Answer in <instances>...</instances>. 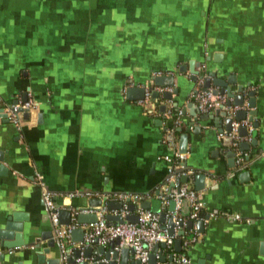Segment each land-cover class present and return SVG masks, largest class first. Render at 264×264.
<instances>
[{"label":"crops","instance_id":"0c3cea01","mask_svg":"<svg viewBox=\"0 0 264 264\" xmlns=\"http://www.w3.org/2000/svg\"><path fill=\"white\" fill-rule=\"evenodd\" d=\"M190 64L231 77L237 84L232 90L242 85L244 94L256 92L257 114L247 136L238 138L256 141L244 152L238 149L244 167H228L225 134L209 128L208 136L202 127L195 135L189 127L197 110L192 92L200 89L190 80ZM160 71L175 77L178 92L171 103L127 100L129 81L143 85ZM24 93H32L35 116L20 129L0 119V152L8 169L0 176V229L21 213L24 228L38 239L52 231L36 173L63 205L114 194L139 197L131 201L138 206L151 201L148 211H157L162 206L155 193L170 184L164 158L179 154L180 136L187 134L180 165L192 189L196 174L207 175L199 192L205 216L237 213L251 220L217 216L203 223L202 232L196 223L185 226L184 234H198L188 250L191 263L264 264V0H0V108ZM173 102L182 113L178 118L169 112ZM246 105L245 98L241 110ZM178 127L184 130L178 133ZM188 214L187 203L180 215ZM39 245L37 251L46 242ZM79 246L69 240V255ZM32 249L28 244L2 255L0 247V264H37ZM165 249L156 262L163 256L170 263L173 247ZM45 257L60 259L58 246Z\"/></svg>","mask_w":264,"mask_h":264},{"label":"water","instance_id":"95a60500","mask_svg":"<svg viewBox=\"0 0 264 264\" xmlns=\"http://www.w3.org/2000/svg\"><path fill=\"white\" fill-rule=\"evenodd\" d=\"M192 64L189 65V74L190 80L197 85L201 92L211 91L214 95H226L228 101L225 105L221 106L218 109H215L211 114H205L197 116V110H194L191 114L193 121L189 124V127L194 126L193 134H201L202 127H205L204 134L211 135L209 130L213 131L219 135L225 134V137L222 139L225 146L230 147V151L226 153V158H228V167L232 168L235 166V156L236 153L231 149L233 140L227 136L233 128V123H240L237 128L238 138H245L248 133L247 126L241 124L242 121L246 120L251 123L253 117L256 116V104H255V91H248L246 94L245 87L238 85L236 89L232 90V85H237L236 81L231 77L226 79L216 77L215 73L207 72L206 70L193 69ZM185 67L180 66L179 72L184 73ZM174 79L173 75H164V76H154L149 79L146 84L136 85L133 81L128 82V87L125 90L126 98L128 101L137 103L138 101H145L147 96L153 101L158 102L159 98L167 102H172V96L176 95L178 90L174 88ZM156 88L159 89L156 90ZM197 91H193L192 94H195ZM190 97V96H189ZM245 98L247 99L246 109L238 110L235 112H230L231 107L243 108L245 103ZM194 101L193 98H191ZM22 101H26V93L22 95ZM15 102L14 104H16ZM153 107V106H152ZM177 103L173 102L169 105V112L174 117H179L182 115L181 112L177 109ZM159 113L165 115L167 112V105L161 103L158 107ZM248 109V111H247ZM4 112V107L0 108V119L5 123H8L6 114ZM35 116V110L30 112H23V120H28ZM223 119L224 126L220 127L221 121ZM200 120V121H199ZM175 126V125H173ZM253 128H257V123H252ZM208 128V129H207ZM211 128V129H209ZM184 129L178 127L175 129L176 132L181 133ZM189 136L187 134H181L179 141V154L185 155L187 153V144ZM256 141L254 138L248 143L243 141L239 142L238 149L241 152L246 151L249 148V145H255ZM186 168V165H184ZM8 172L7 167L3 165V156L0 152V176H5ZM195 186L194 190L196 192H201L205 189V181L207 179L206 173L196 174L195 177ZM188 177H180L175 180L174 183L163 186L160 191L155 193L160 201V209L157 211L153 210L154 214L159 215V221L165 223L166 225L162 228L167 230L169 236L174 237V224L172 218L169 216V213L174 209V202L168 196V192L171 189H179L181 184H186ZM85 197L86 194H84ZM128 202V199L126 200ZM54 206L58 210L59 222L62 226H69L71 224H76L79 228H75L70 233V240L74 244H82L84 238V229L82 226H87L96 222V213L106 209L107 212H113L121 210L123 207L122 201H107L106 198L102 199H88L85 203L72 200L68 205H63L62 199H53ZM183 205H187V202L184 201ZM135 205L130 204L128 206L129 212L135 211ZM142 210H149L151 208V201L143 200L139 206ZM163 211H162V210ZM26 216L21 213H13L7 218L6 223L4 224L3 229H0V247L2 255L8 250H18L25 245H30L33 247V254L36 257L37 264H61L59 258L46 259V255L49 253L50 249H54L58 246V241L53 238L52 231H46L41 233L38 237L36 234L32 233L30 230L24 228L23 222L27 219ZM105 221L108 225L112 224H122L125 222L137 223L138 215H127L124 218L121 216H115L111 214L105 215ZM193 222L189 221L186 224V228L190 229L193 227ZM182 225L180 224L179 227ZM196 228L198 232H202L203 223L201 221L196 222ZM184 232L181 230L177 233L178 237H181ZM45 241L46 246L41 251H37L40 248L39 241ZM119 242L113 241L107 246H84L82 249L76 248L72 255H68L67 264H128L130 257H132L134 251L132 249H120L119 251L115 250V247L118 246ZM166 246L164 244H158L154 246V250L148 256V264L156 263V254L160 253L162 249ZM262 253H264V243L261 245ZM181 240L176 238L173 244V252L179 254L181 252ZM264 255V254H262ZM102 257V259H101ZM77 259H82L79 263H76ZM160 261L165 263L167 259L165 257H160ZM168 261H172V255L168 258ZM17 264H23V262H18ZM131 264H140V261L132 259Z\"/></svg>","mask_w":264,"mask_h":264},{"label":"built area","instance_id":"2783aa9c","mask_svg":"<svg viewBox=\"0 0 264 264\" xmlns=\"http://www.w3.org/2000/svg\"><path fill=\"white\" fill-rule=\"evenodd\" d=\"M172 75L170 72H156L152 75L154 76H164ZM148 97V96H147ZM192 98L195 101V106L198 112L208 113L215 109L220 108L225 105L228 101L226 95H214L211 91L201 92L197 90L195 94H192ZM147 99V98H146ZM36 109L35 102L33 100L32 93L26 94V101L19 100L16 104H11L4 107V114H6L7 120L17 129H20L23 123V112H30ZM241 110L237 107H231L230 112H235ZM241 124L251 127V123L247 120L241 122ZM240 123H233V128L227 136L232 140V148L236 152L235 166L237 169L244 167V155L238 153L239 139L237 136V128ZM167 163V180L170 183H174L177 178L184 177L187 173L183 170L180 163L183 160V156L178 153H174L170 156L164 158ZM37 185L41 187V197L43 200L44 207L47 211V214L50 218L52 234L55 240L58 241V249L60 252V262L61 264H67V258L69 253V240L70 233L76 228V224H71L69 226H62L59 222L58 210L54 206L53 199L54 194L50 193L43 188L41 182V177L38 173L35 174ZM168 196L174 202V209L169 213V216L172 218L174 224V233L175 236L171 237L168 235L167 230L162 228L159 223L158 215L148 211L142 210L138 205H135V211L129 212L128 206L131 203L132 199L137 202L139 197H130L126 195H114V194H103L102 198H106L107 201L115 199L123 202V207L121 210L107 212L105 208L96 213V222L87 226H82L84 229V238L83 243L80 244L79 249H82L84 246H107L113 241H118V246L115 247V250L119 251L120 249H132L134 251L132 258L140 261V264H148V256L152 252L155 245L164 244L166 248L171 249L173 247L174 241L176 238L181 240V247H189L192 244L196 243L198 234L190 233L187 238H184V234L181 237L177 236L179 231H183V228L186 226L187 222L191 221L196 223L201 221L206 224L210 219L217 216L222 217L229 222H243L250 223V219L241 217L237 213H224L219 214H209L205 216L204 204L201 201L199 192H196L188 184H183L179 189H171L168 192ZM128 199V202L126 201ZM186 201L189 206V214L187 218H182L180 215V210L183 206V202ZM134 205V204H133ZM111 214L115 216H121L124 218L127 215H138L137 223L125 222L122 224H112L108 225L105 221V215ZM182 225L179 227V225ZM8 254H12L13 250L6 251ZM82 259H77L76 263H79ZM155 264H192L190 259L179 254L173 253L172 261L170 263H158Z\"/></svg>","mask_w":264,"mask_h":264},{"label":"trees","instance_id":"16d2710c","mask_svg":"<svg viewBox=\"0 0 264 264\" xmlns=\"http://www.w3.org/2000/svg\"><path fill=\"white\" fill-rule=\"evenodd\" d=\"M189 235H190V232H188V230H186V231H185V234H184V238H187ZM190 248H191V247H187V248H186V247H182V248H181L180 255L189 258L188 250H189ZM165 250H166V252H169V253L172 252L171 249H165Z\"/></svg>","mask_w":264,"mask_h":264}]
</instances>
